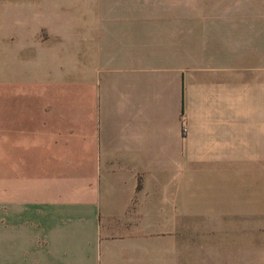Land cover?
<instances>
[{"label":"crops","instance_id":"0c3cea01","mask_svg":"<svg viewBox=\"0 0 264 264\" xmlns=\"http://www.w3.org/2000/svg\"><path fill=\"white\" fill-rule=\"evenodd\" d=\"M130 6L93 3L72 50L0 79V264H258L264 67L243 115L240 20L197 66L185 13Z\"/></svg>","mask_w":264,"mask_h":264},{"label":"rangeland","instance_id":"374dc122","mask_svg":"<svg viewBox=\"0 0 264 264\" xmlns=\"http://www.w3.org/2000/svg\"><path fill=\"white\" fill-rule=\"evenodd\" d=\"M95 2L129 3L130 13L139 12L138 5L145 3L148 9L144 12L148 17H156L158 12L163 17L185 13L184 18L193 24V60L197 66L211 65L217 60V56H210L207 50H203V46L211 40L218 39V32H210L218 30L217 20H240L242 112L243 115L256 112L255 91H251L248 80L251 76L249 68L264 67V0H0V79L16 75L14 73L20 67L34 66L39 69L47 51L56 54L59 47L65 55L66 49L72 50L74 22L80 13L82 18H88L89 9ZM178 4H185L188 9L174 10V5ZM66 43L71 47L66 48ZM48 44L50 47H47ZM233 58L234 52L227 51L226 63L230 64ZM68 60L71 61L70 58L54 57L50 59V64H65ZM258 90H261V85ZM258 113H264V99L262 110L259 108ZM251 224L252 228L255 224L257 230L258 264H264V218L251 219Z\"/></svg>","mask_w":264,"mask_h":264}]
</instances>
